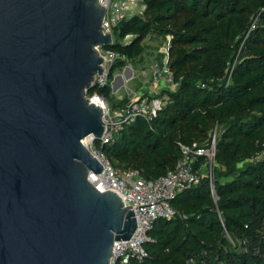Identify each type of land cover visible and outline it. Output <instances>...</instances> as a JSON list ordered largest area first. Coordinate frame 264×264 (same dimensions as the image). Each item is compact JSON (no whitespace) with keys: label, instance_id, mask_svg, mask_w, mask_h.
I'll return each mask as SVG.
<instances>
[{"label":"trees","instance_id":"obj_1","mask_svg":"<svg viewBox=\"0 0 264 264\" xmlns=\"http://www.w3.org/2000/svg\"><path fill=\"white\" fill-rule=\"evenodd\" d=\"M139 2L142 14L113 32L110 50L124 61L87 96L111 100L116 71L142 56L150 35L168 43L173 89L160 93L164 105L151 124L137 119L112 145L93 148L114 170L147 181L175 168L181 145L214 132L216 155L212 186L202 177L177 194L176 216L155 223L146 257L133 264H264V0Z\"/></svg>","mask_w":264,"mask_h":264},{"label":"water","instance_id":"obj_2","mask_svg":"<svg viewBox=\"0 0 264 264\" xmlns=\"http://www.w3.org/2000/svg\"><path fill=\"white\" fill-rule=\"evenodd\" d=\"M104 16L98 0H0V264H109L136 231L84 144L105 128L87 96L114 47Z\"/></svg>","mask_w":264,"mask_h":264},{"label":"built area","instance_id":"obj_3","mask_svg":"<svg viewBox=\"0 0 264 264\" xmlns=\"http://www.w3.org/2000/svg\"><path fill=\"white\" fill-rule=\"evenodd\" d=\"M98 2L105 9L102 22L103 34L110 35L113 40L115 28L135 11L137 0H98ZM167 50L168 47L163 65L153 71L149 80H145L147 84H157L164 79L173 86L171 73L166 66ZM98 51L103 59L101 65L103 74L95 78L94 85L101 88L106 85L109 71L116 61H124V58L110 49ZM94 98L98 100L103 112L105 128L100 141L101 147L112 145L124 129L137 119L151 124L164 105L163 98L159 96L146 95L128 99L126 103L116 108H113L103 97L93 95ZM93 143V139H90L85 146L101 164L102 172L98 175L90 174V182L100 193H115L125 207L133 210L137 225L136 231L129 240L114 243L109 264L142 262L146 257L144 244L148 241V233L154 228L155 223L159 220H170L176 216L171 205L174 197L186 189L196 187L202 177H207L212 186L211 173L216 155V132L203 144L181 145V158L175 168L151 181L143 179L137 171L114 170L102 152L93 148ZM198 159H203V162L195 169L194 165ZM212 195L215 196L213 191Z\"/></svg>","mask_w":264,"mask_h":264},{"label":"rangeland","instance_id":"obj_4","mask_svg":"<svg viewBox=\"0 0 264 264\" xmlns=\"http://www.w3.org/2000/svg\"><path fill=\"white\" fill-rule=\"evenodd\" d=\"M142 12L143 7L141 6L139 0H137L136 9L135 11L130 13V16L141 15ZM144 44L146 45V48L140 58L134 60L133 62H128L127 70L116 71L114 77L121 76L122 80L117 79L114 83V86L118 89L115 93L112 92L110 94L111 100H107L110 105H112L113 103H118L119 101L124 99H135L139 98L140 96L147 95V93H142L139 96L134 95V93L129 94L128 89L137 91L141 86L140 82L149 80L153 71L163 65L166 58V49L168 47V43L164 39H160L154 35H150L149 40H146ZM126 78H129V80L126 81ZM131 79H133L132 82H130ZM211 174H213V172Z\"/></svg>","mask_w":264,"mask_h":264},{"label":"crops","instance_id":"obj_5","mask_svg":"<svg viewBox=\"0 0 264 264\" xmlns=\"http://www.w3.org/2000/svg\"><path fill=\"white\" fill-rule=\"evenodd\" d=\"M123 70H127V67H125ZM129 80V78H126V81ZM125 81V82H126ZM133 79L130 80V82H132ZM124 82V84H125ZM140 88L137 91H132V89H128V93H134V95L139 96L142 93L146 94L147 96H160V93L162 91H168V90H172L173 87L171 85H169L164 79L160 80L157 84H153V83H146V81L144 82H140ZM113 92V91H112ZM115 93V92H113Z\"/></svg>","mask_w":264,"mask_h":264},{"label":"bare ground","instance_id":"obj_6","mask_svg":"<svg viewBox=\"0 0 264 264\" xmlns=\"http://www.w3.org/2000/svg\"><path fill=\"white\" fill-rule=\"evenodd\" d=\"M93 101H94L95 103L98 104V100H97L96 98H94ZM98 105H99V104H98ZM89 141H90V139H86V140L84 141V144L86 145Z\"/></svg>","mask_w":264,"mask_h":264}]
</instances>
